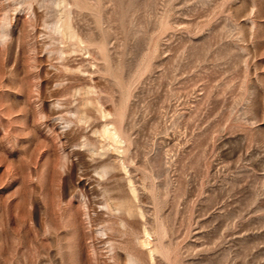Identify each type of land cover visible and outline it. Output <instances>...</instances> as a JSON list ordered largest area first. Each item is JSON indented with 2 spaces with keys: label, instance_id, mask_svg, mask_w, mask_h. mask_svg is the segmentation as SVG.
Listing matches in <instances>:
<instances>
[{
  "label": "rangeland",
  "instance_id": "obj_1",
  "mask_svg": "<svg viewBox=\"0 0 264 264\" xmlns=\"http://www.w3.org/2000/svg\"><path fill=\"white\" fill-rule=\"evenodd\" d=\"M144 227L264 264V0H0V264H142Z\"/></svg>",
  "mask_w": 264,
  "mask_h": 264
},
{
  "label": "bare ground",
  "instance_id": "obj_2",
  "mask_svg": "<svg viewBox=\"0 0 264 264\" xmlns=\"http://www.w3.org/2000/svg\"><path fill=\"white\" fill-rule=\"evenodd\" d=\"M72 33V32H71ZM112 130V129H111ZM114 130V129H113ZM107 132H109V131H107ZM114 132V131H113ZM106 134V133H105ZM107 135H108V133H107ZM112 135V137L114 138V137H118V136H116V134H111ZM109 136H110V134H109ZM107 138H108V136H107ZM112 138V139H113ZM115 139V138H114ZM120 139V138H119ZM114 141V140H113ZM112 141V142H113ZM115 141H117V140H115ZM118 142V141H117ZM116 143V142H115ZM117 144V143H116ZM133 190H134V187H133ZM128 213L131 215V210H129L128 209ZM146 227H144V229H145ZM144 233H143V236H141V238H139V239H137L138 240V244H139V247H140V250H142L143 252H144V254L146 255V261L143 259V262H141L142 264H155V253H154V249L152 248V244H153V242H152V235L150 234V232L147 230V229H145L144 231H143ZM141 252V251H140ZM140 252H138V254L140 255ZM133 253L131 252V254L129 255V258H130V260L131 261H134V262H137V258H138V256H137V258L135 259V254H134V256L132 255ZM144 256V255H143ZM141 258V257H140Z\"/></svg>",
  "mask_w": 264,
  "mask_h": 264
}]
</instances>
